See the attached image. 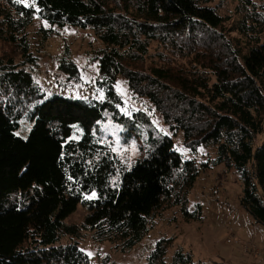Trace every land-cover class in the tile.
<instances>
[{
  "label": "trees",
  "instance_id": "1",
  "mask_svg": "<svg viewBox=\"0 0 264 264\" xmlns=\"http://www.w3.org/2000/svg\"><path fill=\"white\" fill-rule=\"evenodd\" d=\"M28 1L0 0V264H92L79 245L84 233L126 253L163 211L200 219L201 207L190 208L200 163L176 151L179 133L193 155L215 153L203 168L239 172L241 206L264 225V16L256 0L225 17L213 0ZM35 17L94 31L104 45L95 60L106 100L46 99L27 36ZM153 43L164 52L148 66ZM69 55L66 48L58 69L77 84ZM119 77L150 102L167 133L145 112L121 113ZM23 119L33 124L27 139L15 135ZM108 119L124 143L139 144L143 157L132 166L98 138ZM79 205L85 219L68 224ZM173 242L159 239L145 264H194L182 249L168 258Z\"/></svg>",
  "mask_w": 264,
  "mask_h": 264
},
{
  "label": "rangeland",
  "instance_id": "2",
  "mask_svg": "<svg viewBox=\"0 0 264 264\" xmlns=\"http://www.w3.org/2000/svg\"><path fill=\"white\" fill-rule=\"evenodd\" d=\"M16 1L25 5L30 4L28 0ZM240 2L241 0H213L212 5L218 8L221 16L225 17L232 15ZM255 3L258 11L264 16V1L256 0ZM229 25L230 22L226 26ZM41 28L47 31L45 40ZM27 32L30 52L37 59L36 66L32 65L33 71L42 91L46 94V99L60 95L86 101L106 100V90L96 86L99 62L95 60L96 53L104 48V45L91 28L81 29L74 26L59 28L35 17ZM231 35L242 39L237 32ZM66 48L70 51L69 59L80 69L81 81L77 84L67 80L66 75L58 69ZM162 52L164 49L153 43L147 65L159 62L157 55ZM27 67L31 69L30 66ZM114 88L124 102L120 108L121 113L132 117L135 112H145L159 130L167 133L161 115L147 99L134 95L124 78L119 77ZM21 125L15 135L27 139L33 124L30 125L23 119ZM97 130L102 144L117 153L126 165L132 166L135 161L143 157L136 140L133 139L130 144L124 143L120 129L111 120L101 122ZM75 139L79 138L76 136ZM173 140L176 151L184 160L195 159L200 163L199 176L190 197L191 209L196 205L201 207L200 219L186 222L178 208L163 211L156 217L153 228L145 238L126 253H122L109 242L97 243L92 239L91 234L84 233L78 241L82 250L88 254L91 263L145 264L156 242L167 237L174 239L169 251V259L173 257L175 251L182 249L192 255L194 264H264V256L255 257L251 249L255 247L252 239L256 237H261V239L257 238V243L262 244L264 248V225L256 223L241 206L243 182L239 172L228 170L224 165L203 168L202 163L215 157L212 150L200 148L197 154L193 155L184 146L182 133ZM86 214L83 206L79 205L77 211L66 222L81 224ZM68 242V238L62 241L64 244Z\"/></svg>",
  "mask_w": 264,
  "mask_h": 264
},
{
  "label": "built area",
  "instance_id": "3",
  "mask_svg": "<svg viewBox=\"0 0 264 264\" xmlns=\"http://www.w3.org/2000/svg\"><path fill=\"white\" fill-rule=\"evenodd\" d=\"M253 244V243H252ZM255 247H252V251L255 253V257H262L264 256V251L260 250L259 248H257V246L255 244H253Z\"/></svg>",
  "mask_w": 264,
  "mask_h": 264
},
{
  "label": "crops",
  "instance_id": "4",
  "mask_svg": "<svg viewBox=\"0 0 264 264\" xmlns=\"http://www.w3.org/2000/svg\"><path fill=\"white\" fill-rule=\"evenodd\" d=\"M257 238H258V239H261V237H256V238H253L252 241L254 242V244H255L260 250L264 251L263 245L260 244V245H261V246H260V245L257 243ZM259 242H260V241H259ZM259 258H260V257H259Z\"/></svg>",
  "mask_w": 264,
  "mask_h": 264
}]
</instances>
